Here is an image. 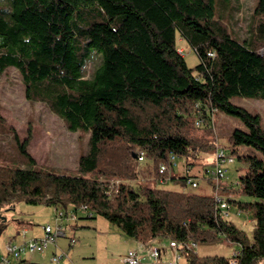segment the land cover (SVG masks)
Here are the masks:
<instances>
[{
    "label": "trees",
    "instance_id": "1",
    "mask_svg": "<svg viewBox=\"0 0 264 264\" xmlns=\"http://www.w3.org/2000/svg\"><path fill=\"white\" fill-rule=\"evenodd\" d=\"M213 4L0 0V75L16 68L27 99L44 102L68 130L89 133L88 148L78 157L79 173L68 175L37 167L27 149L31 134L20 140L12 131L29 165L0 163V232L2 211L18 201L74 211L85 205L91 214L77 211L75 227L80 218L98 215L144 245L174 240L185 264L199 263L192 243L222 237L237 249L233 257L214 256L210 264H256L264 258V128L257 113L231 100L264 99V0L255 1L241 39L214 16ZM177 37L199 57L195 66L187 65ZM93 53L102 58L87 76ZM216 111L247 128L231 131L223 148L228 154L235 158L241 145L261 154H237L246 169L232 188L236 194L224 196L230 208L251 215L250 234L220 215L213 194L159 185H190L191 174L168 175L175 166L172 155L192 160L202 148L216 145L202 137ZM140 151L143 163L150 164L146 181L140 180ZM164 160L167 174L159 172ZM239 194L255 199L235 197Z\"/></svg>",
    "mask_w": 264,
    "mask_h": 264
},
{
    "label": "rangeland",
    "instance_id": "2",
    "mask_svg": "<svg viewBox=\"0 0 264 264\" xmlns=\"http://www.w3.org/2000/svg\"><path fill=\"white\" fill-rule=\"evenodd\" d=\"M228 1V0H227ZM256 0H214V16L220 18L229 28L232 36L238 39L244 38L248 33L250 14ZM177 46L181 48L182 55L189 67L199 62V57L190 45L182 38L177 37ZM100 54V53H99ZM100 56L92 54L91 60L86 65V75L100 62ZM234 104L241 106L251 113L260 116L264 128V99L250 97H234ZM0 104L3 122L0 124V163L9 166H28V160L20 153L17 143L13 138V130L20 140L31 134L28 143V151L35 159L37 167L56 173L77 175V161L80 154L88 148L89 133L70 131L64 125L62 119L52 112L42 101H31L25 96V87L20 73L14 67H8L0 75ZM201 122L199 126H202ZM9 128H8V127ZM234 128L247 130L242 121L234 116L221 111H216L210 132L202 137L210 139L216 145H207L197 152L194 159H186L177 156L175 166L171 167L173 176H185L191 174L198 181L197 187L187 185L181 187L171 182L159 185L168 188L188 189L216 196L214 187L222 181H228L232 187L237 186L239 175L246 169V164L237 158V154L251 153L260 155V152L251 147L241 145L235 154L233 162L226 165L225 175L222 180H211L207 183L206 169L213 167L217 146L225 147L229 134ZM252 150V151H251ZM140 160L141 181H146L151 175L147 172L150 164ZM167 174V173H166ZM154 185L155 181L149 182ZM158 185V184H157ZM221 189V188H220ZM236 190V189H234ZM232 189L229 193H234ZM222 194L223 190L217 191ZM226 196H229L228 194ZM243 200H254L242 194L238 196ZM4 227L0 232V254L5 251L8 241H20L21 231L27 229L26 237H38L43 234L42 226L50 224L53 228L57 225L58 218L53 206L45 204H27L23 201L16 202L12 207H6L2 211ZM228 219L243 229L247 234L251 233L253 220L251 215L231 206L228 211ZM66 225V235L57 237L56 245H48L43 252L27 254V261L21 264H51V257H60L57 264H125L121 261L122 255L128 248H140L139 241L128 238L124 233L105 218L95 215L93 218H80L75 227L69 220L62 218ZM74 242H69L70 237ZM137 242V243H136ZM157 242V241H155ZM162 247L168 246L166 238L159 239ZM237 249L236 244H230L222 237L212 241H199L192 247L193 256L199 261L198 264H210L214 256L233 257ZM178 261L185 264L184 255L179 253ZM163 258H173L174 254H163ZM256 264H264V258Z\"/></svg>",
    "mask_w": 264,
    "mask_h": 264
},
{
    "label": "built area",
    "instance_id": "3",
    "mask_svg": "<svg viewBox=\"0 0 264 264\" xmlns=\"http://www.w3.org/2000/svg\"><path fill=\"white\" fill-rule=\"evenodd\" d=\"M213 122V118H212ZM201 123L200 120L196 121V125L199 126ZM144 154L142 151L139 152L138 159L141 160ZM234 157L228 154L223 147L217 146V150L215 152V158L213 162V167L211 169H206V173L210 178L215 179L216 181L222 180L225 175L226 165L229 162H233ZM172 165H175L173 163ZM170 165L165 163V160L159 165V172L166 173ZM117 182V181H116ZM124 183V181H122ZM189 183L192 187H196L198 185V181L196 178H191ZM216 193V201L220 208V215L222 217L228 216V211L230 209V205L227 199ZM77 211L86 212L87 215H90L85 207V205H80L77 207ZM74 210L67 209H55V214L58 218L57 225L53 228L50 224H45L42 226L43 234L38 237H28L24 238L20 241H8L5 244V251L0 254V264H20L21 260L26 257L27 254L35 253V252H43L48 245H56L57 237L60 235H66V225L63 223L62 218L69 220L68 224L74 223L77 217V214ZM27 233V229H22V235L25 236ZM69 242H74V237H70ZM195 245V243H192ZM178 247L179 244L174 240H168V248L174 254V257L165 261V264H179L178 258ZM145 255V258L143 257ZM161 256V248L158 244L149 243L144 245V248L141 251H138L136 248H128L125 253L121 257V261L125 264H157L160 260ZM60 257L53 255L51 257V264H57L59 262ZM145 259V260H144Z\"/></svg>",
    "mask_w": 264,
    "mask_h": 264
},
{
    "label": "crops",
    "instance_id": "4",
    "mask_svg": "<svg viewBox=\"0 0 264 264\" xmlns=\"http://www.w3.org/2000/svg\"><path fill=\"white\" fill-rule=\"evenodd\" d=\"M207 181V180H206ZM207 183H209L208 181H207ZM220 186L222 187V188H224L223 189V193H222V195L223 196H226L227 194L228 195H231L229 192L231 191V189L233 188L232 187V185H231V183L230 182H226V181H222V183H220ZM220 190H222V189H220ZM76 225H77V223H76ZM26 235H27V233H26ZM26 235L25 236H23L22 235V231H21V239L20 240H22V239H24V238H27L26 237ZM137 243V242H136ZM139 244H140V248L137 246V244L135 245V247H136V249L138 250V251H141L143 248H144V244L143 243H141V242H138ZM165 253H163V254H167V253H169V251H170V249L169 248H165L164 250H163ZM144 258H145V255L143 256ZM145 260V259H144ZM24 261H27V257H25L24 259H23V261L21 262V263H23ZM165 261H166V258H163V257H161V259H160V261L157 263V264H165ZM20 263V264H21Z\"/></svg>",
    "mask_w": 264,
    "mask_h": 264
},
{
    "label": "bare ground",
    "instance_id": "5",
    "mask_svg": "<svg viewBox=\"0 0 264 264\" xmlns=\"http://www.w3.org/2000/svg\"><path fill=\"white\" fill-rule=\"evenodd\" d=\"M172 158L175 160L177 157L176 156H174V155H172ZM152 243H154V244H158L159 246H160V244L158 243V242H152ZM149 244V243H148ZM196 245V244H195ZM195 245H193V246H195ZM160 248H161V255H162V253H165L163 250L165 249V247H162V246H160ZM166 248H168V246L166 247ZM169 253H172L171 251H169ZM169 253H167V254H169ZM178 253H179V250H178ZM160 259H161V257H160ZM169 258H167L166 259V261L168 260ZM171 259V258H170ZM160 261V260H159ZM178 263H179V261H178ZM180 264V263H179Z\"/></svg>",
    "mask_w": 264,
    "mask_h": 264
}]
</instances>
